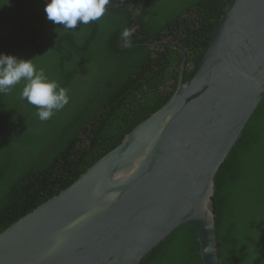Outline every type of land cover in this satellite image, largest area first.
<instances>
[{
  "label": "trees",
  "instance_id": "trees-1",
  "mask_svg": "<svg viewBox=\"0 0 264 264\" xmlns=\"http://www.w3.org/2000/svg\"><path fill=\"white\" fill-rule=\"evenodd\" d=\"M230 2L145 0L131 29L133 10L107 5L99 20L66 30L47 19V0H0V53L33 59L69 96L40 121L21 98L23 80L0 93V233L71 185L173 95L180 53L155 51L136 34L130 44L138 45L120 48L122 31L140 25L145 35L162 31L192 43L187 82ZM212 201L221 264H264V99L218 170ZM141 264H202L195 230L180 226Z\"/></svg>",
  "mask_w": 264,
  "mask_h": 264
},
{
  "label": "water",
  "instance_id": "water-1",
  "mask_svg": "<svg viewBox=\"0 0 264 264\" xmlns=\"http://www.w3.org/2000/svg\"><path fill=\"white\" fill-rule=\"evenodd\" d=\"M183 67L160 109L0 233V264H141L185 224L221 264L215 177L264 99V0H231L187 82Z\"/></svg>",
  "mask_w": 264,
  "mask_h": 264
},
{
  "label": "clouds",
  "instance_id": "clouds-1",
  "mask_svg": "<svg viewBox=\"0 0 264 264\" xmlns=\"http://www.w3.org/2000/svg\"><path fill=\"white\" fill-rule=\"evenodd\" d=\"M110 0H47L44 11L47 19L63 25L66 30H75L77 24L88 25L104 16ZM133 32L124 29L121 39L127 46ZM24 81L21 98L36 106L40 121L52 118L56 111L69 102L67 89L56 80L49 79L43 69H37L33 59L25 60L14 55L0 53V93H8L14 86Z\"/></svg>",
  "mask_w": 264,
  "mask_h": 264
},
{
  "label": "flooded vegetation",
  "instance_id": "flooded-vegetation-1",
  "mask_svg": "<svg viewBox=\"0 0 264 264\" xmlns=\"http://www.w3.org/2000/svg\"><path fill=\"white\" fill-rule=\"evenodd\" d=\"M125 1H126V3H125ZM153 3L154 4H158V0H153ZM108 5L112 6L115 9L118 8L120 11H126V9H132L133 10V17L131 18L133 23L131 24L130 29L135 25V22L138 21L139 17L145 12V8H146L145 7V5H146L145 0H123V1H120L118 3H113V2L110 1V3ZM157 13H158V8H155L153 6V14L157 15ZM156 15H155V19H154V22H153V27H154L155 22L157 20ZM144 21H145V18H144ZM140 27H141L140 25L136 26L135 30L133 31V35L136 34V38H138V37L141 38V39L142 38H146V39H148L150 41V42L143 43V45H146V46H148V47H150L152 49H155V51H164L165 48H167V47H169L171 49H173V47H177V48L183 50V53H181V52H179L177 50L180 53V55H181V62L179 64L178 78H177V85H178L179 79H180V72H181V66L182 65L184 66L183 67V78H184V70H185L186 59H187L186 52H187V50L191 49L192 43H186V44L182 45V44H180L178 39L174 40L173 34H169L168 33L166 35H163L164 33L162 31L159 32L158 34H156L155 36L151 37V36L143 34V32H141V31H139ZM155 32H156V29L154 30V34H155ZM156 37L157 38L160 37L161 40L158 41V39H156ZM118 45H119L120 48H129V47H133V46L138 45V44H134V45L129 44V45L126 46L124 44L123 40L121 39V36H120L119 37V41H118ZM170 84H173L172 77L168 81V86ZM168 89H169V87H168Z\"/></svg>",
  "mask_w": 264,
  "mask_h": 264
}]
</instances>
